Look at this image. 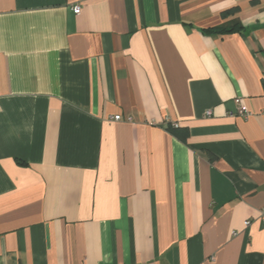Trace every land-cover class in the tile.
Returning a JSON list of instances; mask_svg holds the SVG:
<instances>
[{"label": "crops", "instance_id": "0c3cea01", "mask_svg": "<svg viewBox=\"0 0 264 264\" xmlns=\"http://www.w3.org/2000/svg\"><path fill=\"white\" fill-rule=\"evenodd\" d=\"M263 212L264 0H0V264H264Z\"/></svg>", "mask_w": 264, "mask_h": 264}, {"label": "trees", "instance_id": "16d2710c", "mask_svg": "<svg viewBox=\"0 0 264 264\" xmlns=\"http://www.w3.org/2000/svg\"><path fill=\"white\" fill-rule=\"evenodd\" d=\"M236 10H237V8H232V9H229V10H225L223 12V15H227L229 13L235 12ZM241 28H242V24L238 20H234V21H232L230 23L223 24L222 26H219L217 28H211L208 31H216V32H219V33H230V32H234V31H239V30H241ZM170 128H171V130L173 129L172 125H171Z\"/></svg>", "mask_w": 264, "mask_h": 264}, {"label": "built area", "instance_id": "2783aa9c", "mask_svg": "<svg viewBox=\"0 0 264 264\" xmlns=\"http://www.w3.org/2000/svg\"><path fill=\"white\" fill-rule=\"evenodd\" d=\"M73 10H74L75 14H79L80 11H81V5L80 4H75V6L73 7ZM242 112L245 113V110H242ZM208 113H210V111H208ZM110 118L112 120H115V121H122V120L127 121V122H132L133 121V116L124 115V114H121V113H117V114L111 115ZM262 219L264 220V212H263V215H262ZM249 223H250V221L248 220L247 224H249Z\"/></svg>", "mask_w": 264, "mask_h": 264}]
</instances>
